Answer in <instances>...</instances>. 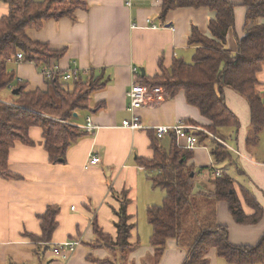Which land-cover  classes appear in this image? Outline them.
<instances>
[{
	"label": "crops",
	"instance_id": "1",
	"mask_svg": "<svg viewBox=\"0 0 264 264\" xmlns=\"http://www.w3.org/2000/svg\"><path fill=\"white\" fill-rule=\"evenodd\" d=\"M74 1L85 4L75 11V19L68 16L47 19L40 28L29 27L27 35L34 42L63 51L55 62L62 73L77 68L80 79L86 80L91 74L101 79L102 87L92 93L90 108L77 109L72 121H65L81 128L91 116L96 128L78 138L69 147L65 160L58 163L49 160L44 131L39 126L29 130L31 145L15 142L8 161L9 169L18 177L0 176V264H153L155 248L150 244L153 230L149 222L148 228L140 224V218L148 219L147 210L152 205H162L165 192L153 186L152 171L141 166L137 159L154 158V143L163 148L172 144L174 133L159 139L155 127L183 122L207 131L210 120L188 101L185 91L173 96L167 91L161 103L137 110L143 124L151 128L135 131L124 128L122 121L132 115L128 110V91L134 78L139 82L141 76L161 75L163 68L171 69L177 58L192 63L197 47L189 44L192 29L197 26L204 35L211 36L209 22L216 13L206 6L178 7L162 18L163 0H131V5L126 0ZM230 1L235 5V27L227 34L226 48L235 54L239 38L245 35L247 7L242 0ZM9 12L10 5L0 0V17ZM45 65L13 58L9 67L16 81L21 79L31 91L47 88L49 79L41 72ZM257 79L258 91L264 96V67L257 73ZM224 96L241 125L238 131L234 127L221 130L239 172L236 177L230 175L244 211L252 215L242 188L249 190L264 209V148L260 149L264 130L260 133L259 148L250 147L247 137L251 134V110L247 99L229 87L224 88ZM0 97L11 100V90L5 89ZM184 143L176 142L182 148ZM211 147V143L202 142L192 150L189 165L196 170L194 191L209 189L215 171L221 169ZM92 155L101 161L91 165ZM123 201L128 202L130 223L134 225L129 240L133 247L127 250L124 260L120 259L119 249L104 243L94 225L96 222L103 233L116 240L117 212ZM49 206L59 207L53 239L50 243H34L28 234H43L40 215ZM217 213L218 224L229 228V240L235 245L254 246L264 235V215L255 224H238L227 201L218 202ZM66 240H78L80 244L64 258L52 246ZM187 255V249L171 238L158 264H183ZM206 257L209 264H231L217 255L216 248Z\"/></svg>",
	"mask_w": 264,
	"mask_h": 264
},
{
	"label": "trees",
	"instance_id": "2",
	"mask_svg": "<svg viewBox=\"0 0 264 264\" xmlns=\"http://www.w3.org/2000/svg\"><path fill=\"white\" fill-rule=\"evenodd\" d=\"M10 5L9 15L0 17V94L5 89L12 92L11 100L0 97V176L6 179L18 177L9 169V154L15 142L31 145L30 128L39 126L44 131L46 150L53 163L65 160L69 147L88 131L71 122L77 109L86 110L91 105V95L100 89L101 79L90 75L86 80L72 83L59 78L47 80V88L27 90L25 82H17L10 69V61L17 52L23 53L26 61L38 65L57 63L63 51L52 50L47 43L32 41L27 35L29 27L40 28L44 20L68 16L76 17V10L85 4L74 0H4ZM247 7L245 35L238 40V52L233 54L226 48L227 34L235 27V5L230 0H163L162 18L178 7H209L215 11L210 20L211 36L204 35L194 26L189 44L196 45L192 63L177 58L171 69L163 68L162 75L141 76L144 85L164 87L170 95L185 91L188 101L199 107L210 120L206 127L220 140H225L223 127L240 128V119L229 109L224 88L229 87L243 95L251 110V134L247 137L251 147L260 143L264 130V96L258 91L257 73L264 67V0H242ZM20 88L15 95L13 90ZM174 133V132H173ZM203 143H211V154L216 164L233 161L227 146L220 140L203 132L196 133ZM172 144L163 148L154 143V158H138V163L151 173L155 188L165 192L162 205H152L147 210L148 222L153 234L150 244L155 248L153 264H158L167 247L168 239H175L179 247L187 249L183 264H209L207 253L217 249V255L231 264H264V235L252 245H235L229 240V228L217 222V204L227 201L235 221L255 224L264 209L258 199L242 188V196L253 210L248 215L239 198L233 177L226 171L222 176L214 175L209 189L195 190L196 170L189 165L192 150L178 147L173 134ZM204 170V169H202ZM192 173L194 175L192 176ZM128 202L123 201L117 212L118 235L116 240L103 233L96 222L95 232L107 246L119 249L124 260L130 243L131 216ZM59 207L49 206L40 215L42 235L28 234L35 243H50L56 229ZM108 262V261H103ZM11 264H16L11 262Z\"/></svg>",
	"mask_w": 264,
	"mask_h": 264
},
{
	"label": "built area",
	"instance_id": "3",
	"mask_svg": "<svg viewBox=\"0 0 264 264\" xmlns=\"http://www.w3.org/2000/svg\"><path fill=\"white\" fill-rule=\"evenodd\" d=\"M128 5H131V0H126ZM22 52H17L15 58L17 60H24ZM136 71L137 69L134 68ZM41 72L48 78L49 80H55L60 77L62 81L65 82H75L76 80L80 79V71L77 68L70 69L64 73L60 70L57 64L45 65ZM137 77V76H136ZM21 81V79H18ZM164 95H168L167 90L163 87L158 86H147L138 82L136 78H134L131 89L128 91V97L130 99V106L128 110L132 113L131 117L128 119H124L122 121V127L131 129L133 131L142 129L146 130L151 127H146L143 124L142 117L140 114L137 113V110L149 105H154L161 103L163 101ZM81 128L86 129L88 132L95 130L96 126L92 122L91 116L87 119V124L85 126H81ZM156 135L159 139L164 138L167 133L174 132L176 136V140L179 142L180 140L185 141L183 147L189 150H194V148L202 145L199 136L196 134L199 131L206 132L207 134L211 135L212 137L218 139L213 133L206 131L201 126H197L195 124H185L183 122H179L174 126H157L155 127ZM220 140V139H218ZM222 143L225 141L220 140ZM101 159L96 156L92 155V159L90 164H98ZM217 176H222L224 171L221 169H217L215 171ZM80 244L78 240H66L63 243L53 244L54 252L57 255H62L64 258L71 255L76 249L77 246Z\"/></svg>",
	"mask_w": 264,
	"mask_h": 264
},
{
	"label": "rangeland",
	"instance_id": "4",
	"mask_svg": "<svg viewBox=\"0 0 264 264\" xmlns=\"http://www.w3.org/2000/svg\"><path fill=\"white\" fill-rule=\"evenodd\" d=\"M193 60V59H192ZM162 75V74H161ZM70 86V88H72L73 86L70 84L69 85ZM198 126V125H197ZM203 128V127H202ZM252 130V129H251ZM207 131H209V130H207ZM199 132H203V131H199ZM210 132V131H209ZM203 133H205V134H207L206 132H203ZM219 139V138H218ZM262 139H263V141H262V143H261V147H260V149L262 148H264L263 146H264V135H263V137H262ZM222 141H225V140H222ZM226 142V141H225ZM259 145H260V143L259 144H257V145H253V146H251V147H253L254 149L256 148H259ZM254 149H253V151H254ZM255 156H257V154H254ZM259 157V159H260V156H258ZM262 160H264V158H262ZM219 167L221 168V169H225L229 174H231V175H233L234 177H236V175L238 174L239 175V172H238V170L236 169V167H235V165H234V162L232 161V162H230L229 160H226V161H224V163H220V165H219ZM231 173H230V172ZM237 179V178H236ZM161 204H163V203H161ZM144 223V226H147L146 228H148V219H147V216H144V218L142 217V218H140V224H143Z\"/></svg>",
	"mask_w": 264,
	"mask_h": 264
},
{
	"label": "water",
	"instance_id": "5",
	"mask_svg": "<svg viewBox=\"0 0 264 264\" xmlns=\"http://www.w3.org/2000/svg\"><path fill=\"white\" fill-rule=\"evenodd\" d=\"M20 91V88H16L13 90V93L16 95L18 92ZM194 175V173H192V176Z\"/></svg>",
	"mask_w": 264,
	"mask_h": 264
}]
</instances>
